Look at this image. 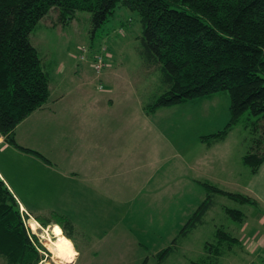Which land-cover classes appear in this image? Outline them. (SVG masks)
<instances>
[{"label":"rangeland","instance_id":"rangeland-1","mask_svg":"<svg viewBox=\"0 0 264 264\" xmlns=\"http://www.w3.org/2000/svg\"><path fill=\"white\" fill-rule=\"evenodd\" d=\"M142 31L138 14L119 5L94 33L90 13L80 11L64 25L52 11L31 35L50 80L51 96L43 109L17 126L15 137L17 144L42 154L49 162L10 146L0 151V170L29 211L48 213L55 210V205H64L68 211L74 209L72 216L79 219L81 227L73 233L80 256L66 263L47 245L48 240L60 238L54 232V223L43 229L37 222L38 228L33 229V218H24L25 225L48 250L42 252L39 264L233 263H227L224 256L216 261L209 258L205 244L216 242L217 228L235 234L240 228L224 208L245 213L255 208L216 194L203 226L187 236H182L181 230L206 198L198 180L237 193L241 184L251 179L252 172L243 157L255 140L264 141V116L243 114L228 136L214 140L211 146L202 143L201 137L229 123L228 92L161 107L155 115L146 116L142 107L162 86L160 74L147 68L140 55ZM104 47L109 53L108 65L96 75L89 56ZM86 117H92L88 124L81 121ZM85 138L94 145H109L104 150L109 148L118 156L109 167H121L106 194L89 186L77 188L80 195L99 198L93 214L73 207V201L68 204L62 197L65 190L60 189L64 183L61 174L68 173L62 149L69 150L77 139L87 146ZM169 248L167 257H157ZM0 264H6L2 256Z\"/></svg>","mask_w":264,"mask_h":264},{"label":"trees","instance_id":"trees-1","mask_svg":"<svg viewBox=\"0 0 264 264\" xmlns=\"http://www.w3.org/2000/svg\"><path fill=\"white\" fill-rule=\"evenodd\" d=\"M119 5L138 14L143 28L140 55L147 68L160 74V91L142 107L146 116L155 115L161 107L228 92L230 121L222 130L201 137L207 146L225 139L243 114L264 116V0H0V137L4 143L49 162L17 144L15 137L17 126L43 109L51 96L49 77L31 42L40 21L55 11L59 22L66 25L85 11L91 15L94 33ZM104 52L102 72L108 65V49ZM95 61L90 59L94 73ZM249 149L243 161L256 174L264 162V141L255 140ZM196 183L204 187L206 198L184 225L182 236L203 226L216 194L241 205L258 204L248 195L224 191L214 183ZM224 211L241 226L248 216L229 207ZM29 217L43 229L54 223L68 241L73 238L75 227L68 215L29 211L0 176V256L6 264H39L42 252H48L25 225L24 218ZM216 231V242L206 243L204 249L215 261L239 242L232 231L222 227ZM168 251L157 257H167Z\"/></svg>","mask_w":264,"mask_h":264},{"label":"crops","instance_id":"crops-1","mask_svg":"<svg viewBox=\"0 0 264 264\" xmlns=\"http://www.w3.org/2000/svg\"><path fill=\"white\" fill-rule=\"evenodd\" d=\"M59 100V99H58ZM60 101V100H59ZM61 102V101H60ZM92 117L82 118V123L88 124ZM65 125V124H63ZM61 127V126H60ZM61 129H63L61 127ZM86 130V128H84ZM64 130V129H63ZM71 136V135H70ZM66 139V137H64ZM68 140H71L67 137ZM77 139L75 146H70L69 150L64 151L62 149V154L64 157V164L68 165V167H64L68 170L66 175H62L64 177V183H61L60 189L62 191L65 190V193L62 195L63 199L68 201V204L72 202V206L80 211L89 212L93 214L95 212V207L93 206L95 203L99 201L98 197H92L88 195H80L81 193L77 191V188H82L89 186L92 189H100V191L105 192L108 187L112 186V181L116 180L119 175L121 167H109L111 161L118 160V156L113 155L111 153V149H107L105 151L104 147L106 146L104 143H97L94 145L93 143H89V138H85V142L87 146L78 141ZM10 148V145L4 143L3 138L0 137V151H7ZM89 148L92 152H89ZM92 153V154H91ZM71 156V157H70ZM124 162L127 161L126 158H123ZM91 165L92 167H88ZM50 171H54L53 167H47ZM60 168V167H59ZM126 170L129 167H122ZM131 168V167H130ZM118 169V170H117ZM60 174V173H59ZM0 176L5 178L3 173L0 170ZM156 175H154L155 178ZM6 179V178H5ZM7 182V179H6ZM115 182V181H114ZM8 183V182H7ZM9 184V183H8ZM116 184V183H115ZM117 187V185H115ZM72 187L73 191L70 190ZM239 192L244 195H248L250 198L257 201V205H250L252 208L259 209L256 214L255 210L252 213H247V219L243 226H240L238 229L236 236L239 239V242L236 244L234 249L224 256L228 263V260L233 262L232 264H263L264 260V162L259 168L256 174H252L251 179L241 184L239 187ZM228 192V191H227ZM233 193V192H231ZM106 194V192H105ZM71 196V197H69ZM71 198V199H70ZM107 201L111 203V200L107 197ZM99 203V202H98ZM106 203L104 202L103 205ZM63 205V204H62ZM54 211H61L68 215L70 219L74 223L75 229H81L78 224L77 218L72 216V211H68L66 207L63 206H54ZM103 209H106V206H103ZM35 224L38 225L37 222L34 221ZM54 226V232L56 235H60V239L65 240L70 248L73 251V259L79 257L81 253V248H78V243L73 238L69 239V241L64 237L62 229H57V225ZM60 227V226H59ZM77 232H79L77 230ZM82 232V231H80ZM79 232V233H80ZM59 238V236H57ZM77 256V257H76ZM229 264V263H228Z\"/></svg>","mask_w":264,"mask_h":264},{"label":"bare ground","instance_id":"bare-ground-1","mask_svg":"<svg viewBox=\"0 0 264 264\" xmlns=\"http://www.w3.org/2000/svg\"><path fill=\"white\" fill-rule=\"evenodd\" d=\"M31 224L33 229L38 228L37 224H35L34 221H31ZM47 243L48 248L56 258L66 263L70 262L73 259V251L65 240L58 238L55 241L48 240Z\"/></svg>","mask_w":264,"mask_h":264},{"label":"built area","instance_id":"built-area-1","mask_svg":"<svg viewBox=\"0 0 264 264\" xmlns=\"http://www.w3.org/2000/svg\"><path fill=\"white\" fill-rule=\"evenodd\" d=\"M81 51H82L83 53H85L87 50H86V48L82 47V48H81ZM104 51H106V48H105V47L102 48V49H100V50L94 55V58H96L97 61H95V62L93 63L92 67H93L95 73L98 74V75H99V73L102 72L103 67H104V58H103L104 53H105ZM105 54L107 55V53H105ZM81 58L83 59V58H85V57L82 56Z\"/></svg>","mask_w":264,"mask_h":264}]
</instances>
